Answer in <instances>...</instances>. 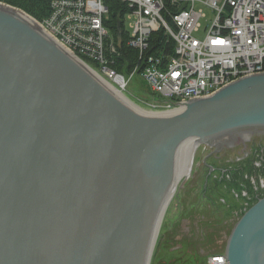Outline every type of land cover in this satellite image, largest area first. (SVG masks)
I'll return each instance as SVG.
<instances>
[{"label": "water", "instance_id": "water-1", "mask_svg": "<svg viewBox=\"0 0 264 264\" xmlns=\"http://www.w3.org/2000/svg\"><path fill=\"white\" fill-rule=\"evenodd\" d=\"M255 135L264 73L147 111L0 4V264H149L191 143ZM224 257L264 264V198L234 225Z\"/></svg>", "mask_w": 264, "mask_h": 264}, {"label": "built area", "instance_id": "built-area-1", "mask_svg": "<svg viewBox=\"0 0 264 264\" xmlns=\"http://www.w3.org/2000/svg\"><path fill=\"white\" fill-rule=\"evenodd\" d=\"M47 1L48 15L37 21L43 32L121 90L138 68L127 79L112 68L121 56L108 20L111 3L126 4L124 46L141 53L140 75L150 92L170 108L208 98L238 80L264 73V0H224L222 5L209 0L216 14L201 39L194 36L204 16L194 8L198 0ZM159 28L173 40L172 54L145 56L148 38ZM207 264L226 261L217 254Z\"/></svg>", "mask_w": 264, "mask_h": 264}, {"label": "rangeland", "instance_id": "rangeland-1", "mask_svg": "<svg viewBox=\"0 0 264 264\" xmlns=\"http://www.w3.org/2000/svg\"><path fill=\"white\" fill-rule=\"evenodd\" d=\"M198 1L194 8L200 10L204 16L199 20V30L194 33V36L201 39L204 27L216 12L208 5L209 0ZM222 3L224 0H217V5H222ZM119 6L124 8V12L128 10L124 3H120ZM159 30L163 31V28ZM123 75L125 79L129 76V74ZM127 83L122 90L118 89L115 84H110L134 104L147 111L160 112L175 109L170 108L168 103L162 102L153 95L140 74L135 73ZM263 141L261 147L264 146ZM245 145H247L246 148H244ZM235 148L237 150L235 149L236 151L232 153L221 151L217 154L214 148L205 146H199L195 150L190 175L177 185L175 194L164 214L150 264H206L209 257L224 251L232 227L244 212L241 211L240 206L242 201H236L229 196L230 186L233 183L226 182L229 187L220 183L224 182L223 177L229 180L227 176H230L237 181L243 173L244 177H249L251 180L257 179L258 192L253 194L252 201H255V195L258 198L264 195V186L260 188L259 185L260 179L264 181V170L251 157V154H247L248 149L251 148L250 142H241ZM242 156L241 163H243L239 167L241 163L235 162ZM262 165L264 166V162ZM240 169L243 170L240 171ZM240 195L239 191L236 197ZM226 196H229L228 200L225 199ZM222 200L227 202L225 209L220 205Z\"/></svg>", "mask_w": 264, "mask_h": 264}, {"label": "trees", "instance_id": "trees-1", "mask_svg": "<svg viewBox=\"0 0 264 264\" xmlns=\"http://www.w3.org/2000/svg\"><path fill=\"white\" fill-rule=\"evenodd\" d=\"M0 2L21 10L27 15L31 16L37 21H42L48 15V1L47 0H0ZM124 8L119 6L118 2L111 3L109 10V29L112 38H116L118 30L122 31V46L118 49L120 58L114 63L112 68L119 74H127L132 69L138 68L137 73L140 74L142 66L138 59V53L134 50H128L124 46L126 33L124 31L122 14ZM149 48L145 53L147 55L170 54L174 43L170 38L165 36L162 30L153 33L148 39ZM156 100V98H155ZM253 206V205H251ZM249 206V208L251 207Z\"/></svg>", "mask_w": 264, "mask_h": 264}, {"label": "bare ground", "instance_id": "bare-ground-1", "mask_svg": "<svg viewBox=\"0 0 264 264\" xmlns=\"http://www.w3.org/2000/svg\"><path fill=\"white\" fill-rule=\"evenodd\" d=\"M0 4H1V2H0ZM11 7V6H10ZM14 8V7H13ZM42 30V29H41ZM43 31V30H42ZM111 36V35H110ZM112 37V36H111ZM115 41H117L116 40V38H113ZM122 39V38H121ZM112 40V39H111ZM173 42V41H172ZM174 43V42H173ZM173 48H174V46L172 47V50H173ZM135 51V50H134ZM67 52V51H66ZM137 52V51H136ZM68 53V52H67ZM138 53V59L140 60V61H142V59H143V56H141V53L140 52H137ZM171 53H172V51H171ZM68 54H70L71 56H72V54L71 53H68ZM140 56H141V58H140ZM83 62V61H82ZM83 64L84 65H86L89 69H91L93 72H94V70H93V67L92 66H90V63H88V62H86V61H84L83 62ZM95 73V72H94ZM127 74H130V72L129 73H127ZM260 75V74H259ZM254 76H257V75H254ZM252 77V76H251ZM110 84V83H109ZM233 84V83H232ZM229 86V85H228ZM227 87V86H226ZM115 88V87H114ZM225 88V87H224ZM224 88H222V89H224ZM116 89V88H115ZM221 89V90H222ZM117 90V89H116ZM221 90H219V91H221ZM118 91V90H117ZM219 91H217V92H215L213 95H215L216 93H218ZM119 93H121L120 91H118ZM122 94V93H121ZM123 95V94H122ZM212 95V96H213ZM124 96V95H123ZM205 99V98H204ZM201 100V99H200ZM195 101V100H194ZM189 102H191V101H189ZM186 103H188V102H186ZM185 103V104H186ZM136 105V104H135ZM183 105V104H182ZM182 105H180V106H182ZM137 106V105H136ZM139 107V106H138ZM139 108H141V107H139ZM143 109V108H142ZM145 110V109H144ZM155 112H157V111H155ZM250 138V140H248L247 142L249 143L250 142V146H251V148H249L248 149V153L247 154H251L252 156V158L254 159V160H256L259 164H260V167L262 168V170H264V166L262 165V163L264 162V146H262L261 147V144H262V141L264 140V136H257V135H255V136H250L249 137ZM252 139V140H251ZM192 142V141H191ZM247 142H245V143H247ZM264 142V141H263ZM195 146V144L192 142L191 143V155H190V158H189V162H188V166H187V170H186V172L184 173V175H183V177H182V179L180 180V182L183 180V179H187L188 177H189V175H190V172H191V169H192V164H193V157H194V153H195V150L198 148V147H196ZM261 147V148H260ZM220 149L221 148H217V149H214V152H215V154H217L219 151H220ZM261 152V153H260ZM260 153V154H259ZM259 154V155H258ZM243 160V156L238 160V161H236L235 163H237V164H240L241 163V161ZM243 163V162H242ZM242 163L240 164V166L239 167H241V165H242ZM230 164H232V163H230ZM212 170H214V168H211ZM241 170H243V169H240V171ZM230 174V173H229ZM242 175L240 176V180L238 179L237 181H235L234 180V178H231L230 176H227V178L229 179V180H227V179H225V177H223V181L224 182H220L221 184H226V182H228L229 184L230 183H233V184H231L232 186H230V188H231V191H230V194H229V196H231L232 198H234V199H236V201H242V203L240 204V206L242 207V206H251V205H254V204H256L259 200H261V199H263L264 198V195H262V196H260L259 198H258V196H254V199H255V201H252L253 200V194L255 193V192H258V186H257V179L256 180H251L249 177H244L243 175V173H241ZM232 179V180H231ZM226 180V181H225ZM230 181V182H229ZM179 182V183H180ZM263 184H264V181L262 180V179H260V181H259V185H260V187H262L263 186ZM227 186H228V184H226ZM229 187V186H228ZM177 188V187H176ZM175 191H176V189L174 190V192H173V194L171 195V198H170V200H169V203H168V205L170 204V202H171V200H172V198H173V196H174V194H175ZM241 192V195L240 196H237L236 197V195H237V192ZM229 196H226V198L225 199H227L228 200V197ZM222 203H224V204H222ZM249 203V204H248ZM168 205H167V207H168ZM221 207H223L224 209L225 208H227V202L226 201H224V200H222L221 201ZM167 207H166V209H167ZM252 207V206H251ZM250 207V208H251ZM249 208V209H250ZM165 212H166V210H165ZM165 212H164V214H165ZM246 212V211H245ZM244 212V213H245ZM243 213V214H244ZM163 217H164V215H163ZM241 218V215H240V217L239 218H237V220H236V222H235V224L234 225H236V223L239 221V219ZM162 220H163V218H162ZM235 221V220H234ZM161 223H162V221H161ZM233 223V222H232ZM161 225V224H160ZM234 227V226H233ZM233 227H232V229H231V231L233 230ZM231 231H230V233H231ZM158 233H159V231H158ZM158 235V234H157ZM230 235V234H229ZM229 237V236H228ZM156 240H157V237H156ZM155 243H156V241H155ZM227 243V242H226ZM154 246H155V244H154ZM226 247V246H225ZM153 250H154V247H153ZM224 251H225V249H224ZM224 251L222 252V253H219V255H222L223 257H224ZM152 253H153V251H152ZM217 255V254H216ZM151 256H152V254H151ZM210 258V257H209ZM208 258V259H209ZM225 258V257H224ZM208 259H207V262H208ZM150 260H151V257H150ZM150 260H149V264H150ZM226 261V260H225ZM207 262H206V264H207ZM227 264V263H226Z\"/></svg>", "mask_w": 264, "mask_h": 264}, {"label": "flooded vegetation", "instance_id": "flooded-vegetation-1", "mask_svg": "<svg viewBox=\"0 0 264 264\" xmlns=\"http://www.w3.org/2000/svg\"><path fill=\"white\" fill-rule=\"evenodd\" d=\"M241 142H236L234 145H232V146H225V147H222L221 149H220V151L219 152H221V151H224V153H226V151H231V153H232V151H234L236 148L235 147H237V145H239ZM247 147V145H245L244 146V148H246ZM261 148V147H260ZM237 150V149H236ZM235 150V151H236ZM242 153H243V151H242ZM244 154V153H243ZM236 160H239V159H236ZM229 161H233V160H229ZM231 163V162H230ZM263 186H264V184H263ZM262 186V187H263ZM261 188V187H260ZM249 204V203H248ZM248 208H249V206H242V209H241V211H243V212H245V211H247L248 210Z\"/></svg>", "mask_w": 264, "mask_h": 264}]
</instances>
